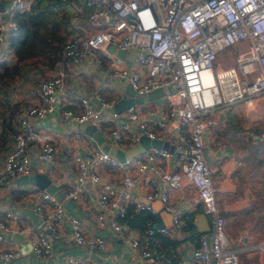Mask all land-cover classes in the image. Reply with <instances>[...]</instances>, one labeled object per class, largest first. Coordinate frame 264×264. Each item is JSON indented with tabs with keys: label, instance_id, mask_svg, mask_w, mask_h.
<instances>
[{
	"label": "built area",
	"instance_id": "obj_1",
	"mask_svg": "<svg viewBox=\"0 0 264 264\" xmlns=\"http://www.w3.org/2000/svg\"><path fill=\"white\" fill-rule=\"evenodd\" d=\"M35 3L36 0L1 3L0 61L7 68L15 62L11 50L4 46L17 28L14 15L29 12ZM83 7L88 8L85 19L89 27L80 19ZM106 10L112 12L108 18ZM70 12L72 30L58 41L56 55L73 66L86 58L100 65L101 59L95 52L103 50L111 62L108 74L112 79H124L136 93L155 88L164 91L157 99L105 115L93 103L103 107L112 105L114 100L107 101L98 93L92 99L80 96L70 106L60 108V118L90 123L95 128L101 122L114 120V125L107 129L106 125L101 135L116 144L133 145L140 136L169 141L172 130H176L171 142L179 155L169 168L170 153L152 147L123 161L96 147L74 153L75 178L63 192V199L87 207L93 203L98 222L108 225L116 236L124 234L132 254L150 258L149 251L139 247L135 232L117 218L126 213L129 201L134 212L151 213V203L158 198L170 214L171 228L179 230L184 210L172 201L169 192L180 187L184 178L209 221L208 230L196 238L188 264H238L237 252L228 246L225 233L222 210L226 203L215 196L203 149L207 132L216 125L214 110L235 103L250 109L255 98L264 97V0H72ZM108 44L129 53V68L115 65L112 54L106 52ZM232 46L237 50L234 64L221 65L217 60L219 52ZM63 76L61 60L55 59L52 74L25 87L21 99L10 101L13 111L0 115V129H11L0 160V197L17 176L31 174L34 159L53 160L54 143L39 132L36 122L57 110ZM20 82L19 73L0 76V99L8 89L19 87ZM119 117L122 119L118 120ZM74 135L80 137L78 132ZM105 166L117 173L118 183L102 178L100 172ZM142 173H148L149 189L139 198H132L136 178ZM32 211L39 225L19 228L18 215L0 209V244L14 224L29 235L31 254L45 258L51 253V235L62 230L67 222L75 245L98 251L105 248L102 236L86 234L80 218L66 212L63 202L45 190L37 192ZM144 232L149 236L170 235V229L159 224L145 225ZM254 246L263 250L264 241L249 248ZM19 256L16 248H0L2 261ZM64 264H86V258L68 256Z\"/></svg>",
	"mask_w": 264,
	"mask_h": 264
},
{
	"label": "crops",
	"instance_id": "obj_2",
	"mask_svg": "<svg viewBox=\"0 0 264 264\" xmlns=\"http://www.w3.org/2000/svg\"><path fill=\"white\" fill-rule=\"evenodd\" d=\"M8 1L0 0V3H7ZM109 12L112 15V12ZM87 13L88 8L83 7L80 19L81 22L86 24V27H89L90 24L88 25L85 19ZM69 30H72L71 25ZM4 46L6 47L7 44L5 45L4 43ZM106 52L112 54L114 63L118 67L129 68L131 66L129 53L125 50L123 54H117L114 49L110 51L106 47ZM95 53L101 59L100 65L94 63L91 58H86L78 65L73 66L57 55L56 60H61L64 69L62 86L59 88L61 94L58 95V107L56 111L36 122L39 132L47 135L53 141L56 152L53 160L48 162H36L32 157L34 160L32 161L31 174L45 172L54 187L49 194L63 202L66 212L77 215L80 218L83 231L86 234L102 236L105 239V248L98 251L75 245L71 238L70 226L66 222L62 230H58L50 237V255L45 258H36L31 254L28 245L29 235H24L20 232V229L12 224L11 232L5 235V241L0 244V248H16L20 251L19 246L26 250V253L23 254L20 251L19 257L8 261L0 260V264H64L68 256L76 255L85 257L86 264H188L191 249L196 245V235L208 230V217L201 212L199 204L195 201L194 190L184 178L181 179L180 187L169 192L172 201L184 210L182 226L179 230L171 228L170 214L164 211L158 198H155L151 203V213L148 211L143 212L144 215L148 214L151 219L147 218L145 223L166 226L170 229V235L157 234L153 237L144 232L142 223L128 225L137 235L139 247L146 248L150 253V258H141L139 255L132 254L129 251V246L124 241V234L116 236L108 225L104 222H98L94 217L97 210L93 203L87 207L63 199V192L75 178L72 155L77 152L87 151L93 146L81 131L74 129L70 120L65 121L60 118V108L70 106V103L76 101L80 96L92 99L94 93L100 94L107 101H116L124 95V86L127 83L124 79L117 80L109 76L108 70L111 62L105 58L103 50H97ZM229 54L230 52H228ZM0 62L4 61L1 60ZM54 64L55 60L49 63L41 57H29L19 61L17 63V73L20 74V85L17 88L8 89L6 95L0 99V115L13 111L9 105L10 101L12 99H21L24 95V88L33 84L37 78L50 76ZM259 98H262L261 102L264 104V97ZM97 103H93L95 108ZM237 104L240 103H235L222 110H214L212 113L216 125L210 127L204 140V147L209 151L208 153L211 155L212 160L206 161L211 169L215 196L226 203L222 210V215L225 221V229L227 227V233L230 225L234 226L231 228L234 230L232 232L234 234L229 233L231 236L227 235L230 237V242L235 243L237 241L236 246L233 248L237 252L238 264H264V249L260 250L255 246L249 248V246L263 240H257L246 245L244 243L245 239L243 241L239 236H241L242 232L245 233L247 231L245 227L241 226L246 225L247 222L246 219L243 221L242 217L237 216V211L247 206L254 199L251 182L256 171H259L256 158L260 157V153L257 152L252 155L250 150L258 146L259 141L264 138L261 134L249 133V135H244L245 142L242 141L239 135L246 132L247 129L244 121H242L245 116L237 110L239 107L234 106ZM231 107L233 108L230 109ZM103 113L105 115L107 112L103 111ZM234 117H236V120ZM120 119L122 117H119L118 120ZM236 122H241L243 127L239 123L235 125ZM106 125L108 127H105ZM113 125L114 120H110L108 123L101 122V126L96 128V130L99 134H103L105 128H110ZM7 129L8 131H6ZM7 132L10 133L11 129H0V160L3 157L4 145L8 141ZM76 132L80 133V137L74 135ZM175 134L176 132H172V139L169 141L165 140L173 145L170 161L167 163L169 168L173 167L179 155V151L171 142L175 139ZM117 144L122 149L130 146L124 142H118ZM260 170L262 172L263 167L261 168L260 166ZM100 175L102 178L115 183L119 181L117 173L106 166L103 167ZM147 177L148 173L138 175L132 198H139L144 192L148 191ZM16 178L2 193L0 209H9L17 214L19 228L26 225H39V220L32 211V205L37 192L41 191V189L30 183H17ZM128 211L133 212L131 201L127 203ZM197 213H202L205 216L206 224L202 221L203 219L201 222L195 223L196 218L194 215ZM117 220L121 222L123 218L118 217ZM187 220L190 222L191 232L195 234L194 237H190V231L184 229ZM197 226L206 227V229L198 231Z\"/></svg>",
	"mask_w": 264,
	"mask_h": 264
},
{
	"label": "trees",
	"instance_id": "obj_3",
	"mask_svg": "<svg viewBox=\"0 0 264 264\" xmlns=\"http://www.w3.org/2000/svg\"><path fill=\"white\" fill-rule=\"evenodd\" d=\"M57 9H63L60 0H36L29 12L14 15L17 28L14 33L7 37V47L15 57V62L10 68H7L4 62H0L2 70L0 76L11 77L17 73V63L25 58L41 57L51 63L58 57L56 55L59 51L58 41L63 37V34H67L69 26L66 21L67 16L62 14L61 17H56ZM49 54H53V56H49ZM261 147L264 148V139L259 141L258 146L250 150L251 154L257 153ZM256 160L259 162L261 158L258 156ZM143 212V210L127 212L126 207V213L121 217L123 218L121 222L129 226L142 223L145 227L147 225L145 220L149 217L148 214L144 215ZM237 216L242 217L243 221L246 219V225H241L246 229L256 223H260L261 228L264 229V198L251 201L247 206L237 211ZM184 229L190 231V237L195 236L191 232L189 220L186 221ZM155 235L157 233L151 236L154 237Z\"/></svg>",
	"mask_w": 264,
	"mask_h": 264
},
{
	"label": "water",
	"instance_id": "obj_4",
	"mask_svg": "<svg viewBox=\"0 0 264 264\" xmlns=\"http://www.w3.org/2000/svg\"><path fill=\"white\" fill-rule=\"evenodd\" d=\"M2 7L0 3V8ZM105 15L108 18L110 16L109 10L105 11ZM107 48L112 51L115 50V53L117 54H123L124 50L120 48H114L112 44H108ZM164 89L161 88H155L145 93H136L133 91V89L130 87L129 83H126L124 86V95H122L118 100H116L112 105L109 106H101L100 103H97L96 108L102 109L103 111L107 113H119L124 111L129 105L135 104V103H141L142 101H148V100H154L159 98L163 94ZM70 123L74 126V129H77L78 131H81L84 136L89 140L90 144L93 147L98 148L99 150L109 154L113 158L119 161H123L125 159L131 158L135 156L136 154L143 152L147 148H156V149H163L167 151L168 153H171L173 150V145L167 141L157 140V139H148L144 136H140L139 140L136 144L130 145L126 149H122L118 144L114 142L106 141L101 134L98 133L95 126L90 123L81 122L77 123L72 120H70ZM173 133L176 132V130L172 131ZM209 151L207 148L204 147L203 154L207 161L212 160L211 155L208 153ZM17 183H30L35 186H37L41 190H45L46 192H52V189L54 188L53 185L50 182L49 177L46 175L45 172H36L32 173L30 175H19L16 178ZM58 200L57 198H55ZM60 200V199H59ZM58 200V201H59ZM196 218V222H201V220L206 224V218L202 213H197L194 215ZM206 226V225H205ZM206 229L202 227L197 226L198 231H202ZM29 245V243H28ZM20 251L25 254L26 250L22 249L18 246ZM30 248V247H29Z\"/></svg>",
	"mask_w": 264,
	"mask_h": 264
},
{
	"label": "rangeland",
	"instance_id": "obj_5",
	"mask_svg": "<svg viewBox=\"0 0 264 264\" xmlns=\"http://www.w3.org/2000/svg\"><path fill=\"white\" fill-rule=\"evenodd\" d=\"M60 1H61V6L63 7V9H57L55 15L57 18L61 17L62 14L64 16H67L66 21L70 29V24H71L70 4L72 0H60ZM69 31L70 30H68L66 33H68ZM240 45H242V43H240ZM227 49L228 50H222V52L218 55L217 60L221 65L234 64L232 63V60L237 52L236 46L228 47ZM228 51L230 52L229 55L227 53ZM45 61H48V60L45 59ZM261 101H262V98H258V97L255 98L254 104L252 108L250 109H247V108L244 109V107L240 104L234 105L236 107H239L240 110L239 109L237 110L240 111L245 116L242 118V121H244V125L247 131L239 135L243 142H245L244 135H249V133L261 134V136L264 138V104H262ZM232 108L233 107H231L230 109ZM234 119L236 120V117H234ZM238 123L241 125V122H236L235 125ZM258 152L260 153L261 162L260 163H258V161L256 162L259 166V171L258 172L256 171V173L253 176L254 178L251 182V185L253 186L252 191L254 193L253 200H257V199L262 200L264 198V148L263 147L259 148ZM260 166L261 168L263 167L262 172L260 170ZM259 224L260 223H256L255 225H252L250 228L247 229L245 233L242 232L241 236H239L242 238L243 241L245 239L244 243H246V245L254 243L257 240L264 241V237H263L264 229L261 228L262 226L261 224L260 225ZM233 227H234L233 225H230L229 227L230 229H228V233H227V227L225 229V233H226L227 240H228V246L231 248H233L237 244V241L235 243L230 242L229 240L230 237L227 235L229 233L234 234L232 233L234 232V230L231 229Z\"/></svg>",
	"mask_w": 264,
	"mask_h": 264
}]
</instances>
